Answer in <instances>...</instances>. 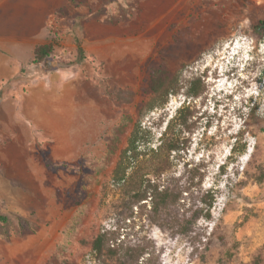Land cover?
<instances>
[{
    "label": "rangeland",
    "instance_id": "374dc122",
    "mask_svg": "<svg viewBox=\"0 0 264 264\" xmlns=\"http://www.w3.org/2000/svg\"><path fill=\"white\" fill-rule=\"evenodd\" d=\"M5 6L0 37L32 29L57 34L56 53L68 48L72 59L70 33L82 16L88 58L73 66L85 76V112L71 154L58 146L54 157L65 160L29 163L31 176L13 177L11 191L0 193V264H264V31L255 28L264 20V0ZM234 49L242 77H225L219 71ZM154 64L179 73L184 86L142 117L151 147L161 144L170 121L167 137L185 139L162 176L179 201L159 212L105 194L138 109L151 97ZM30 65L20 67L21 76ZM197 76L203 92L193 97L187 91ZM183 107L191 109V130L181 133ZM212 197L208 218L203 199ZM106 230L115 231L110 242L118 248L99 261L93 242Z\"/></svg>",
    "mask_w": 264,
    "mask_h": 264
},
{
    "label": "crops",
    "instance_id": "0c3cea01",
    "mask_svg": "<svg viewBox=\"0 0 264 264\" xmlns=\"http://www.w3.org/2000/svg\"><path fill=\"white\" fill-rule=\"evenodd\" d=\"M6 1L14 0H0V11L6 8ZM17 33L20 36L11 32L0 37V84L4 83L0 89V193L11 191L13 177L31 176L29 163L42 166L47 161L65 160L54 157L56 149L63 146V155L71 154L70 147L76 145L71 141L76 122H81L85 112V76L76 67L46 71L40 66L35 68L39 74L29 81L19 79L21 69L34 60L36 46L48 43L51 33L32 29L13 35ZM70 36L71 51L76 50L74 30ZM58 40L55 51L62 42L60 37Z\"/></svg>",
    "mask_w": 264,
    "mask_h": 264
},
{
    "label": "trees",
    "instance_id": "16d2710c",
    "mask_svg": "<svg viewBox=\"0 0 264 264\" xmlns=\"http://www.w3.org/2000/svg\"><path fill=\"white\" fill-rule=\"evenodd\" d=\"M82 26V18L77 17L73 26L77 51L75 59L70 58L66 50L63 51L62 55L56 53L55 46L59 43V40L56 34H51L48 43L36 46L34 60L26 75L24 77L20 76L19 79L29 81L39 74V71L35 70V68L40 66H43L46 71H51L72 67L86 61L88 54L84 47ZM255 28H260L261 31L259 33H263L264 20ZM183 87L179 73L169 69L164 64H154L151 66L148 82V90L151 92V97L138 109L139 120L135 123L128 144L121 152L120 159L114 169L111 181L112 187L107 185L105 188L106 195L112 192L117 199L129 203L132 209L136 206L141 208L149 206L155 212L168 207L171 202L179 201V197H174L172 192L164 186L162 176L171 163L172 153L182 149L181 144L185 139L181 136L167 137L168 130L173 127V123L170 121L163 133L161 144L156 148L151 147L150 143L153 139L152 130L144 127L142 117L156 108L165 107L170 95L179 93ZM202 92L201 77H194L187 94L197 97ZM179 113L180 115L177 120L179 121L178 124L182 126L181 133L190 131L191 126L189 121L192 115L190 107L179 109ZM246 151L247 145H244L240 149V152L245 153ZM214 200V197L210 200L203 199V202L209 206L206 213L208 218L212 216L211 209ZM114 233L115 231L106 230L99 233L95 238L93 250L99 261H102L106 252H116V248L118 247L115 245L112 247L110 242Z\"/></svg>",
    "mask_w": 264,
    "mask_h": 264
},
{
    "label": "clouds",
    "instance_id": "9594fccd",
    "mask_svg": "<svg viewBox=\"0 0 264 264\" xmlns=\"http://www.w3.org/2000/svg\"><path fill=\"white\" fill-rule=\"evenodd\" d=\"M237 55V50L234 49L230 52L229 58L226 60V63L224 67L220 68V74L229 76V75H235L237 72H239V77H242L241 70L244 69L243 62ZM236 57V58H235Z\"/></svg>",
    "mask_w": 264,
    "mask_h": 264
}]
</instances>
